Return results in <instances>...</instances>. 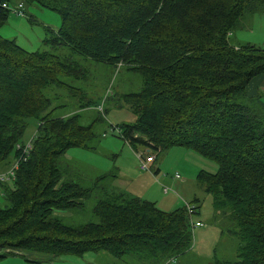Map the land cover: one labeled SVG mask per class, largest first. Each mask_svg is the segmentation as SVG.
I'll return each mask as SVG.
<instances>
[{
  "label": "trees",
  "instance_id": "16d2710c",
  "mask_svg": "<svg viewBox=\"0 0 264 264\" xmlns=\"http://www.w3.org/2000/svg\"><path fill=\"white\" fill-rule=\"evenodd\" d=\"M19 1L60 15L54 37L45 39L52 50L65 46L140 75V90L118 99L137 116L115 125L118 136L155 159L150 150L180 147L215 161L217 170L197 179L239 241L235 260L213 264H264V107L246 93L264 73V49L230 41L245 13L264 12V0ZM3 4L10 0H0V26L10 14ZM81 70L72 55L27 51L0 36V171L18 157L28 122H36L29 154L14 180L0 185V259L22 250L49 259L99 252L136 254L151 264L176 258L192 241L184 207L165 212L104 192L92 208L96 221L72 226L55 214L82 209L96 190L63 179L57 163L69 148L91 147L92 124H81L79 113L54 117L45 93L68 88L62 77L78 78Z\"/></svg>",
  "mask_w": 264,
  "mask_h": 264
},
{
  "label": "rangeland",
  "instance_id": "374dc122",
  "mask_svg": "<svg viewBox=\"0 0 264 264\" xmlns=\"http://www.w3.org/2000/svg\"><path fill=\"white\" fill-rule=\"evenodd\" d=\"M18 4L19 0H10L12 8H16ZM22 4L24 14L21 16L10 11L7 20L0 26V36L13 40L27 51H53L61 58H69L72 55L82 67L80 77H62L71 88L51 86L45 90L51 99L54 117H66L72 113H79L80 123L92 124L94 133V137L88 143L94 149L72 147L58 157L57 163L64 172L62 178L77 181L84 186H92L101 173H107L104 179L98 181V187L91 196L84 200L82 209L57 211L55 214L61 217L65 224L72 226L96 221L92 208L101 196V188L113 181L112 173L116 172L118 167H125L127 171H124L120 179L113 181L114 186L109 188L123 186L126 182L125 188L129 189L134 184L129 181V178L137 176L139 172H146L158 184L160 179H167L168 181L163 184L171 190L164 194V197H177L181 203L187 200L186 202L197 204L199 212L197 215H192V219L193 221L199 220L198 218L203 219V226L193 229L191 246L175 258L176 264H213L216 260H235L238 237L229 233V221L223 216L218 214V220L215 221L217 218L213 220L215 209L212 197L205 192L203 184L197 179L200 171L215 172L218 168L217 163L185 148L173 147L158 154L150 150L157 155L154 164L160 167L163 163L159 173L155 174L154 170L151 172L140 170L135 151L118 136L116 130H111V125L131 123L136 120L137 116L131 108L123 100L118 99L124 93L140 90L142 85L140 75L121 65L113 66L95 62L78 54H72L65 46V48L58 47L52 50L45 39L54 37L55 31L61 24L60 15L54 10L37 4L26 2ZM230 41L237 45L250 43L262 46L264 12L257 10L245 13L238 27L233 30ZM252 98L255 100V97ZM83 104H89V106L81 107ZM100 105H102V111L99 110ZM35 129L36 122H28L22 143H26L33 137ZM146 150L147 148L141 147L139 152ZM165 153H170L168 158L165 157ZM15 159L2 171L7 170ZM134 164L136 172L133 171ZM176 173L181 179L173 181L174 183L184 181L183 189L179 185L171 184ZM4 202L0 195V205H4ZM157 205L160 207L159 204ZM100 253L102 256L95 258L93 256H84V258L62 256L50 260L48 254L22 250L20 254L1 258L0 264H151L149 260L140 258L136 254L117 258L105 252ZM89 255L94 254L89 253ZM87 257L95 260H88Z\"/></svg>",
  "mask_w": 264,
  "mask_h": 264
},
{
  "label": "crops",
  "instance_id": "0c3cea01",
  "mask_svg": "<svg viewBox=\"0 0 264 264\" xmlns=\"http://www.w3.org/2000/svg\"><path fill=\"white\" fill-rule=\"evenodd\" d=\"M19 3H20V1H19ZM22 8H23V6H22ZM246 93H247L248 97H255L257 99V102L262 107H264V73L258 75L257 77H254L250 81V83L247 85ZM90 148H92V147H90ZM92 149H94V148H92ZM169 154L170 153H165V157L168 158ZM155 161H156V159H155ZM155 161L152 163L151 169L154 170V172L159 173L160 167L162 166L163 163L159 167L158 164L157 165L154 164ZM6 168H4V169H6ZM4 169H2V170H4ZM124 171L125 172L127 171V169L125 167L124 168L118 167L117 171L112 173V180L115 181L117 179H120L121 178L120 176L125 173ZM133 171L136 172L135 164L133 165ZM106 174H107L106 172L101 173L98 176V178H97L98 181H99L100 177L104 176L102 178V179H104L106 177ZM102 179L100 178V180H102ZM173 180H179V179H172L171 180V184L174 183ZM98 181L96 180L93 183L94 186L96 185V188L98 187ZM113 181H111L105 187L101 188L102 193H104V192L105 193L106 192H108V193H118V192H120V193H123V194H128L129 196H133V197H136V198H139V199H143V200H147V201L153 202L158 209H160L162 211H165V212L172 211L174 209L183 207V205H184L183 203H181L180 199H177V197H164L165 196L164 194H167V193H164L162 191V186L164 185L163 184L164 182L168 181L165 178L160 179L161 183L159 182V184H158L155 181V179L149 173H146V172L141 173V172H139L137 176H135L133 178H129V181L131 183L132 182L134 183L132 185V187L129 188V189L125 188V185H127L126 182H125V184L123 186H120V187L117 186V187H114V188H109V187H113L114 186V182ZM178 182H180V183H178ZM178 182L174 183V186L179 185V187H181L183 189L184 188V184H182V183L184 181H178ZM160 192H162L163 195ZM157 204H159L160 207H158ZM191 204H192V202H191ZM193 205L195 206V209H196L195 215H197L198 212H199L198 205L195 204V203H193ZM212 218H213V220H215L217 218L215 221L218 220V216L213 215ZM198 219H199L198 221H201V222L203 221L202 218H198ZM93 254L94 255H89V253H87V254L83 255L82 258H84V256H93L94 258L97 257V256H102V255H100L101 254L100 252L99 253H93ZM87 258H88V260H95V259H92V258H89V257H87ZM50 260H55V258L54 259H50Z\"/></svg>",
  "mask_w": 264,
  "mask_h": 264
},
{
  "label": "built area",
  "instance_id": "2783aa9c",
  "mask_svg": "<svg viewBox=\"0 0 264 264\" xmlns=\"http://www.w3.org/2000/svg\"><path fill=\"white\" fill-rule=\"evenodd\" d=\"M4 7H7L10 11L15 12L18 15H23L24 12L22 11V3H19L18 6L16 8H12L10 5H6L3 4ZM262 48L264 49V43L262 44ZM99 110L102 111V105L99 106ZM111 130H116L117 134H121V129L116 127V126H112L111 125ZM17 150L20 152V155L15 159V161L11 164V166L5 170V171H1L0 172V185L2 183H6V182H10L12 180H14L15 178V171L19 166L20 161H24L27 157V155L29 154V151L32 148V138L27 141L26 143H18L16 145ZM136 153V157H137V161H138V167L140 170L142 171H149L151 172V165L154 161V155L150 154L148 151H143V152H135ZM174 179H181L180 175L178 173H176L174 175ZM171 189L165 185L162 186V191L164 193H168ZM183 207L185 208L186 214L188 216V220H189V225L190 228L195 229L197 227H201L203 226V223L201 221L195 220L193 221L192 219V215L195 214V206L189 202H184L183 203ZM175 263V258L174 257H170L168 258L163 264H174Z\"/></svg>",
  "mask_w": 264,
  "mask_h": 264
}]
</instances>
